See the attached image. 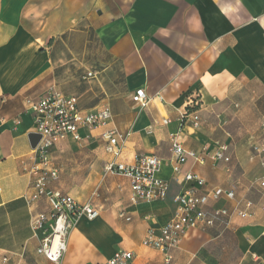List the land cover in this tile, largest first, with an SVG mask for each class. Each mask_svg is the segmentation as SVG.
<instances>
[{
  "label": "crops",
  "instance_id": "1",
  "mask_svg": "<svg viewBox=\"0 0 264 264\" xmlns=\"http://www.w3.org/2000/svg\"><path fill=\"white\" fill-rule=\"evenodd\" d=\"M89 72L96 76L85 79ZM254 82L259 100L264 96V0H0V257H9L10 264H55L38 254L40 241L31 228L33 208L26 198L33 193L35 154L28 135L34 121L26 100L57 89L77 96L84 111L109 107L110 128L131 133L117 159L106 152L102 130L88 141L68 140L54 149L59 179L52 188L100 210L97 219L83 217L71 225L59 264L102 263L119 250L133 252V264H264L260 209L246 220L234 217L228 228L190 231L170 263L143 243L149 229L172 219L182 189L173 178L171 134H179L185 148L197 154L205 146L228 144L233 173L246 137L247 95L241 90ZM138 89L153 98L147 108L133 102ZM192 93L203 101L200 129L181 122ZM251 151L253 176L241 168L231 181L225 166L210 159L201 165L191 158L183 171L209 186L238 183L239 198L257 201L252 179L260 170ZM153 154L162 161L158 177L170 184L168 198L132 205L129 179L106 167ZM34 210L49 208L41 200ZM227 234L238 242V260L217 262L209 246Z\"/></svg>",
  "mask_w": 264,
  "mask_h": 264
},
{
  "label": "built area",
  "instance_id": "2",
  "mask_svg": "<svg viewBox=\"0 0 264 264\" xmlns=\"http://www.w3.org/2000/svg\"><path fill=\"white\" fill-rule=\"evenodd\" d=\"M96 73L89 72L85 79L93 78ZM162 99V96H158ZM133 102L141 109L147 108L152 99L145 89H138L132 96ZM202 98L192 93L186 99L184 112L181 114L182 126L200 129L202 125ZM28 112L33 116L34 134L40 136L36 147L35 165L31 171L33 193L27 202L33 208L31 228L39 239L38 254L48 261L59 264L67 250V238L71 225L80 218L90 221L100 216V210L91 203H80L72 196L52 188L59 179V172L53 166V151L61 143L88 141L92 133L102 130L100 139L105 143L106 152L117 159L121 156L124 144L131 136L130 132H120L110 128L113 114L109 107L103 106L95 111H84L79 106L75 95H67L57 89H51L39 98L26 100ZM19 123V120H15ZM169 120H164L168 124ZM264 128V120L262 122ZM31 134V133H30ZM171 152L173 155V178L182 185L175 197L176 208L172 219L164 226L148 230L144 245L160 251L167 263L173 260V251L177 249L187 234L199 228H212L221 225L228 228L231 220L238 217L246 220L255 217L257 209L264 213V140L254 141L250 160L258 163L260 173L252 179L258 200L238 196V183L230 188L209 186L205 179L192 173L184 172L183 167L189 159L204 165L211 160L214 165L225 166L228 174L232 173L233 157L228 144L217 143L212 149L205 146L197 154L185 148L179 134H171ZM162 161L157 155H139L134 163L125 164L112 161L106 167L108 173L125 176L130 181V203L155 204L164 202L169 195L170 184L158 177ZM45 200L47 212H37L34 207ZM226 203V205H220ZM131 220V218H127ZM134 253L119 250L111 258L95 264H133ZM0 264H10V258L0 257Z\"/></svg>",
  "mask_w": 264,
  "mask_h": 264
},
{
  "label": "rangeland",
  "instance_id": "3",
  "mask_svg": "<svg viewBox=\"0 0 264 264\" xmlns=\"http://www.w3.org/2000/svg\"><path fill=\"white\" fill-rule=\"evenodd\" d=\"M241 92H244L248 96V97L245 96V104L243 107L245 109L243 119L245 121V125H247L243 137L244 136L246 137L245 140L243 141L242 144L243 146L241 149L243 151L241 152V156H243V159L241 161L238 160L239 167L237 166L238 168H236L233 173L229 174L231 181L238 179L241 173V168H244L247 171L248 175L253 176V174H255L256 172L255 167L251 166L248 162L249 152L251 151V146L254 143V141L264 139V128L262 127V122L264 117V96L261 97L259 100H256L257 99L256 96H260L261 92L257 83L255 82L253 84H249L248 87H242ZM253 97L255 98L256 101L252 100ZM253 102L256 103L253 104ZM239 108H241V106ZM232 129L235 130V135H236V132H238L237 131L238 127L234 125ZM240 137L242 136L237 134V138L239 140L241 139ZM234 146L236 148V144ZM239 164H241L242 167H240ZM75 192L78 191L75 190ZM237 244L238 242L236 238L231 234H227L225 235V238H221L217 242H212L210 244L209 251L211 252V254L215 255L213 256L210 254V256L217 262L225 263L226 260L227 262L228 261L236 262L239 256V248ZM226 248H228V250H225ZM225 253H228V255H230L231 258L229 259V256L226 258Z\"/></svg>",
  "mask_w": 264,
  "mask_h": 264
},
{
  "label": "water",
  "instance_id": "4",
  "mask_svg": "<svg viewBox=\"0 0 264 264\" xmlns=\"http://www.w3.org/2000/svg\"><path fill=\"white\" fill-rule=\"evenodd\" d=\"M29 136V140L31 143V146L34 148L36 147V145L38 144L39 140H40V136L34 133H31L28 135Z\"/></svg>",
  "mask_w": 264,
  "mask_h": 264
}]
</instances>
